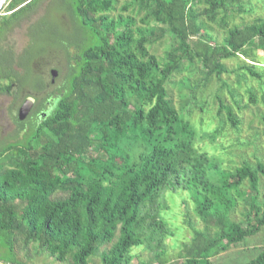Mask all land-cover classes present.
I'll return each mask as SVG.
<instances>
[{
    "label": "trees",
    "instance_id": "16d2710c",
    "mask_svg": "<svg viewBox=\"0 0 264 264\" xmlns=\"http://www.w3.org/2000/svg\"><path fill=\"white\" fill-rule=\"evenodd\" d=\"M26 1L11 0L7 10ZM251 1L66 0L85 35L68 43L77 51L64 91L24 131L29 137L0 149V264L43 261L45 253L69 264L94 256L102 264H212L264 229V162L224 168L198 146L202 129L168 88L198 66L205 84L236 72L240 83L264 85V15L243 16L255 11ZM233 58L241 61L235 70L225 63ZM181 86L193 90L189 76ZM248 92L257 104L255 87ZM216 97L226 117L207 132L213 142L226 123H242ZM259 119L264 138V110ZM180 193L185 211L176 222L167 200ZM189 202L203 229L186 212ZM185 226L192 236L172 259L168 239L177 244ZM241 264H264V245Z\"/></svg>",
    "mask_w": 264,
    "mask_h": 264
},
{
    "label": "rangeland",
    "instance_id": "374dc122",
    "mask_svg": "<svg viewBox=\"0 0 264 264\" xmlns=\"http://www.w3.org/2000/svg\"><path fill=\"white\" fill-rule=\"evenodd\" d=\"M45 4L51 3L48 14L50 19L47 20L48 28L44 33L43 45V57L44 61H38V67L46 69L47 62L54 65L59 70L60 77L57 78L53 87L61 84L62 78L68 74L69 64L71 63V57L76 53V48L68 43H74L79 39H83L84 35L78 27L74 25V17L71 15V9L68 8L66 0H44ZM252 6L255 7L253 13H246L245 16L248 20L256 17V15H264V0H252ZM54 13V14H53ZM56 13V14H55ZM221 40V36L219 37ZM84 40V39H83ZM169 37L165 38L164 41L159 45V53L162 54L165 46L170 43ZM92 42V39L87 36L85 43ZM259 55L264 58V52L259 51ZM251 62V61H249ZM226 65L229 69L235 70L241 61L238 58L225 60ZM189 76L193 90L188 87H182L181 81ZM67 82V81H66ZM226 84H225V83ZM225 84V85H224ZM255 87L257 90L258 103H252L250 99V93L248 89ZM168 88L173 96L175 105L180 109L184 103L190 109V118L198 128L202 129L199 131L198 146L202 147L203 150H207L211 155L218 156L223 163L224 168H232L236 165H240L243 161H250L256 164L259 160L264 162V138L262 137V125L260 123L259 116L264 110V102L262 100L264 94V85L258 83L257 80L250 79L243 80L241 83L238 81L236 72L224 73L222 79L214 77L209 83L205 84L204 76L201 72L200 66L195 67L194 70L182 71L181 73L175 74L173 79L168 83ZM230 91L237 93L236 99L239 104H235L231 96ZM193 95V98L191 95ZM217 94L222 95L225 98V103L230 104L237 115L241 118L242 123L239 128H234L230 123H226L223 127L221 134L217 136L216 141H211L210 133L219 123L221 116L226 117V111H222V115L219 116L220 101L216 97ZM46 95V94H45ZM183 95L187 98L183 99ZM47 96H44V100ZM188 100V102H186ZM57 104V99H54V104L49 108L48 112H51ZM202 106L204 109H202ZM46 113V114H47ZM36 117L29 115L25 121L27 130L30 126L33 127ZM27 136H23L25 132L21 134L4 133L0 129V149L9 143L14 144L18 142L16 140H23L31 135V130L28 131ZM24 139V140H25ZM185 194L188 195L187 192ZM181 196H185L180 193L174 196L173 202L167 200V203L172 206L174 214L171 216L175 218L176 222H182L183 212L185 206L179 204ZM189 196V195H188ZM187 197V196H186ZM238 207L237 209H239ZM190 212L189 216L196 224L199 229L204 228V223L196 216L192 209V203L189 202L186 206V212ZM176 216V217H175ZM239 217V216H237ZM188 218V217H186ZM189 219V218H188ZM179 238L177 244L172 238L168 239V251L172 259L178 257L180 251V244L183 240H188L192 236L191 229L185 226L183 229L178 231ZM176 238V239H177ZM264 245V229L254 236L248 237L242 243L232 246L228 251L222 252L213 258L212 264H241L250 257H253L259 250V247ZM145 253L141 258L145 257ZM42 260L36 261V264H69L57 261L54 257L47 253L42 255ZM7 264V263H3ZM90 264H102L100 256H94ZM132 264H138V260L134 259Z\"/></svg>",
    "mask_w": 264,
    "mask_h": 264
},
{
    "label": "flooded vegetation",
    "instance_id": "af4514ba",
    "mask_svg": "<svg viewBox=\"0 0 264 264\" xmlns=\"http://www.w3.org/2000/svg\"><path fill=\"white\" fill-rule=\"evenodd\" d=\"M23 4L0 15V129L11 135L27 130L25 121L29 115L36 118L46 115L54 99L62 95L65 82L63 76L61 84L53 87L60 77L59 70L50 62L44 70L37 66L38 61L45 62L41 44L48 28L51 3L39 0L26 11L14 15ZM30 99L33 102L29 113L21 119L20 111Z\"/></svg>",
    "mask_w": 264,
    "mask_h": 264
},
{
    "label": "water",
    "instance_id": "95a60500",
    "mask_svg": "<svg viewBox=\"0 0 264 264\" xmlns=\"http://www.w3.org/2000/svg\"><path fill=\"white\" fill-rule=\"evenodd\" d=\"M29 1H30V0H28V1L25 2L24 4L28 3ZM24 4H23V5H24ZM53 75H54V76L56 75V71H55V70H53ZM32 102H33V100L30 99V100H28V101L25 103V105L22 107V109H21V111H20V118H21V119H24V118L28 115V113H29V109H30V106H31Z\"/></svg>",
    "mask_w": 264,
    "mask_h": 264
},
{
    "label": "built area",
    "instance_id": "2783aa9c",
    "mask_svg": "<svg viewBox=\"0 0 264 264\" xmlns=\"http://www.w3.org/2000/svg\"><path fill=\"white\" fill-rule=\"evenodd\" d=\"M11 0H0V15L4 14L7 11V7ZM7 264H17V263H7ZM29 264H36V263H29Z\"/></svg>",
    "mask_w": 264,
    "mask_h": 264
}]
</instances>
